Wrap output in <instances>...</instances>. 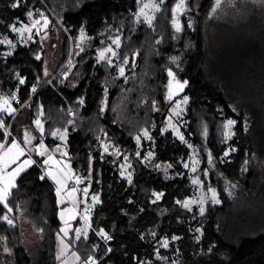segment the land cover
<instances>
[{
    "label": "trees",
    "instance_id": "16d2710c",
    "mask_svg": "<svg viewBox=\"0 0 264 264\" xmlns=\"http://www.w3.org/2000/svg\"><path fill=\"white\" fill-rule=\"evenodd\" d=\"M175 1L166 0L152 25H147L136 21V0H19L18 7H13L15 0H0V36L9 33L12 24L27 22V14L37 9L62 32L67 31L63 60L51 76L47 75L45 47L38 35L14 49L0 44V98L14 102L12 108L16 109L26 102L31 116L39 114L45 122L47 136L58 128L69 130L72 169L93 178L101 194L92 231L77 240L75 232L83 222L78 217L69 239L82 260L93 257L97 264H139L149 246L143 232L150 226L157 230V237L166 229L178 230L183 236L182 253L177 261L150 255L143 264H264V230L227 229L231 203L238 196L230 197L222 191L223 202L209 200L203 214L197 208H184L175 201L185 181V177L177 176L179 167L171 169L175 175L169 178L164 169L134 157L135 136L144 128L157 138L154 162H174L183 150L171 133L162 134L169 110L168 66L175 57L174 69L187 81L185 92L190 96L185 115L187 137L204 155L218 158L225 146L220 124L235 119L240 150L232 162L219 164L232 181L242 183L240 193L252 190L259 173L253 166L243 168L247 153L254 151L255 140H264V128L258 125H264V75L260 80L248 77L244 63L230 54V40L226 39L229 27L222 12L211 14L215 0H200V8L190 11L192 23L186 21L180 33L172 22ZM83 30L88 38L79 49L76 44ZM117 36L122 39L121 60L130 57L127 78L119 75L117 65L98 62L95 54L96 47ZM69 106L74 108V116L69 115ZM12 117L5 121L9 123ZM12 129L16 130L15 118ZM6 136L5 128H0V138ZM101 139L131 153L135 165L131 183L121 179L113 155L100 156L96 146ZM33 161L17 178V187L9 197L13 211L0 204V217L13 219L12 225L0 219V237H7L0 242L10 250L0 258V264H60L57 247L63 204L36 156ZM243 174L246 179L241 181ZM211 176L206 184L215 180ZM154 193H163L160 201ZM21 218L41 234L35 248L25 244ZM196 227L202 228L200 238ZM101 229L116 236L109 253L96 232Z\"/></svg>",
    "mask_w": 264,
    "mask_h": 264
},
{
    "label": "rangeland",
    "instance_id": "374dc122",
    "mask_svg": "<svg viewBox=\"0 0 264 264\" xmlns=\"http://www.w3.org/2000/svg\"><path fill=\"white\" fill-rule=\"evenodd\" d=\"M17 2V0H15ZM166 0H163V3ZM148 0H136L135 8L133 12L135 14V18L137 23L139 24H147V21L144 17H139L137 20V15L139 9L142 7L143 3H147ZM179 2L176 0L175 5ZM156 3L160 5V9L162 8V4L160 0H156ZM201 1L200 0H187V8L189 10L184 11L183 13L177 15L173 11V19H178L181 27L183 29L184 23L187 21L188 23H192V18L190 16V11L192 9L198 10L200 8ZM174 10V8H173ZM217 11L222 12V18L227 23L229 27V33H227L226 39L229 38L228 46L230 47V54L232 56L237 57V61H242L243 67L245 69V73L248 77H252L255 79H262L264 75V0H222L221 7L217 9ZM33 13V17L29 18L27 22L18 21L12 25H15L18 28H23L26 24L29 27L32 26V23L35 19H40V14L42 13L47 17L49 23L46 27L43 26V20H41L40 25H36L32 28L30 33L24 32L23 35L20 33L14 32L11 29L9 33H6L0 36V40H11L12 44L9 45L11 49H14L19 43H27L31 39H36L37 35L41 40V43L45 47V56H46V70L47 75L51 76L57 71L58 65L63 60V51H64V35L67 33L66 29L62 32L59 28H57L50 20V18L40 9L35 11H31ZM35 13H38V16H35ZM152 11L149 10V15H152ZM157 12L154 13L156 17ZM155 18L153 19V21ZM152 21V23H153ZM152 25V24H151ZM64 27V26H63ZM65 28V27H64ZM180 33V32H179ZM70 37V36H69ZM88 38V35L83 30L78 37V44H76L79 49L83 47L84 42ZM72 43L74 42L73 38L70 37ZM119 40V44L117 45L114 41ZM122 39L120 36L113 37L109 42L105 43L101 47L95 48V54L98 62L109 60L110 65H117L119 75L127 78L129 71L131 69L130 65V57H126L124 60H121L119 50L121 47ZM6 44V43H5ZM111 48L115 55H112L111 52H106L105 59H100V52L105 51L106 49ZM239 57V58H238ZM175 58V57H174ZM172 64L168 66V70L170 69L176 76V80L181 83L184 80L181 79L179 73L174 69V64H177V60H173L171 58ZM124 69V74H120V68ZM172 81V78L169 77V81L167 83V101L169 102V110L167 112L163 127L162 134L171 133V135L176 138L181 144L183 150L178 154L176 161L162 164L161 162H154V157L157 151V138L153 136V134L147 129L144 128L135 136V142L137 143V150L134 153L135 158L141 159V162L144 164H148L150 166L157 165L164 169L165 175L169 178H174L173 173H171V169L175 167H179V171L177 176L179 179H183L185 177V181L180 184L178 194L175 196V201H180V204H183L185 201H197V203L190 204V210H194L195 208L199 209L203 207L205 210L206 205L209 200L213 201L212 193L213 191L216 193L215 199L218 200V203L223 202L222 191L229 195L230 197L238 196L235 201H232V208L230 209L231 217L229 223L227 224V229L240 228L243 230L251 229V227H258L261 230H264V155L261 152V146L264 148V140L262 137L255 140V147L252 146L248 148H253V152H248L247 159L245 160L244 170L247 168H251L253 166L258 173V176L255 178L253 182V188L251 191H241L242 183H238L237 181H232L229 176L226 175L222 167L221 163L232 162L233 157L239 152L240 144H238L235 137V126L237 124V120L235 119H225L220 124L219 132L223 137L225 142L224 149L222 153L218 156V158H214L210 154L204 155L201 148L196 146V144L187 137L185 133L186 126V108L190 99V96L185 91L183 93L177 94L175 91V82L172 81V96L169 98V83ZM258 85V82H256ZM260 91V89H259ZM185 97L187 98V102L185 103ZM26 105V104H25ZM179 105V107H177ZM27 107V106H26ZM71 106L68 108V113L71 116H74L75 113H71ZM29 108V107H28ZM73 108V107H72ZM16 109V108H14ZM26 109V108H25ZM17 110V109H16ZM21 110V108H20ZM19 110V111H20ZM31 111V107L29 108ZM74 110V108H73ZM17 112L19 114L20 112ZM256 114H258V110L256 109ZM261 112H264L263 110ZM15 113V112H14ZM13 113V114H14ZM179 113V115H177ZM13 114L11 116H13ZM23 114H20V117H23ZM39 115V114H37ZM37 120H41L40 116H35ZM1 119V118H0ZM3 121L7 120V116L2 118ZM35 120V121H37ZM228 120H234L236 123L231 127L227 126ZM20 125V133L19 136H13L9 138L8 136L4 138H0V143H5V146H9L11 142L14 140L19 142L21 146L25 149V155L20 157V160L17 164L23 160L28 159L29 157L32 159L31 155L27 151L25 145H28L30 148V152L33 157H37L40 161V165H42L43 169L51 171L54 175L59 173H71L69 165H68V146H69V130L68 129H56L54 130L50 136H47L45 133L40 135L41 143L44 145L46 149V153L44 156H40L37 154V141L34 143H25V134L29 133L26 131L25 126L22 123ZM37 125V124H36ZM259 127L264 128V125L259 123ZM5 128V127H4ZM259 128V129H260ZM57 135H53V133H57ZM147 130L148 135H144V131ZM14 131V130H13ZM32 131V130H31ZM32 136V133L30 134ZM64 135V139H61L60 136ZM35 136V135H33ZM32 136V137H33ZM18 137L20 139H18ZM36 137V136H35ZM139 137V141L137 140ZM183 137V139H181ZM34 138V137H33ZM259 141L261 142L258 145ZM25 145H24V144ZM97 150L99 151L100 156H104L105 154H111L114 156L115 161L118 162V168L120 171L121 179L128 180L129 174H131V179L135 174V165L133 159L130 157L129 151L120 150L119 146H116L109 140L101 139L97 144ZM107 148V151H105ZM234 149V150H233ZM228 155H225V153ZM66 153V155H64ZM151 153V156L149 155ZM51 155L54 161H59V164H55L50 161L48 164H45L44 161L48 159V156ZM246 158V157H245ZM205 161V162H204ZM39 163V162H38ZM17 164H12L8 167L7 171L11 172L14 168L17 167ZM187 165V167H185ZM205 165V166H204ZM204 166V167H203ZM28 168V167H27ZM204 168V171L203 169ZM195 169V171H193ZM243 171V170H242ZM244 172V171H243ZM211 174L214 176V181L206 184V180L212 178ZM60 175V174H59ZM80 178V183L75 187L76 188V196L75 199L77 201V209L78 211H84L86 208H90L93 212H95L96 207L101 202V194L98 192L97 188L92 183L93 178L87 177L83 174L77 173ZM58 176V175H57ZM73 176V174H72ZM69 179L72 182L73 186V178ZM50 177V176H49ZM51 178V177H50ZM52 179V178H51ZM241 181L246 179V176L241 175ZM53 180V179H52ZM199 181L200 183H194L193 181ZM17 182V180H16ZM72 188V187H71ZM85 190H87L85 194ZM98 197L99 202H94L93 197ZM60 197H62L60 195ZM156 199V197H155ZM161 198L158 200L160 201ZM157 201V200H156ZM202 201V202H201ZM214 202V201H213ZM64 202L63 204H65ZM215 203V202H214ZM67 207V206H65ZM63 212V207H62ZM79 217V214H77ZM80 218V217H79ZM83 222L82 225L78 228L81 229V235L84 234V229L86 228V236L92 231V226L80 218ZM63 227L62 229L67 228L68 233L71 229V223L66 219L64 215ZM13 221V219H12ZM67 221V223H65ZM20 223L24 229V240L25 244L29 249L35 248L39 241L41 240V234L38 230H36L33 225L20 219ZM256 224L253 226L252 224ZM103 230V229H101ZM100 232V230H98ZM202 228L196 227L197 237L200 238ZM62 235L64 232L61 231ZM72 234V233H71ZM76 235V232H75ZM144 238L148 243V249L145 251V255L143 254V261H140L139 264H143L147 256L150 255H163L165 257H169L173 261H177L181 257L182 253V238L183 236L178 232V230L174 228L166 229L162 234L157 237V230L151 229L149 226L147 230L143 232ZM173 237H177V239H173ZM167 240L168 247H163L164 241ZM6 247L4 243L0 242V258L5 257L6 251L4 250ZM60 252V250H59ZM61 254V252H60ZM96 260V259H95ZM97 261V260H96ZM98 262V261H97ZM60 264H63L60 260ZM84 264V262L82 263Z\"/></svg>",
    "mask_w": 264,
    "mask_h": 264
},
{
    "label": "snow or ice",
    "instance_id": "6c2138e0",
    "mask_svg": "<svg viewBox=\"0 0 264 264\" xmlns=\"http://www.w3.org/2000/svg\"><path fill=\"white\" fill-rule=\"evenodd\" d=\"M161 3H163V0H160ZM222 4V0H215L214 6L211 9V14L215 15V13L217 12V9H219L221 7ZM19 6V0H17L16 3L13 4V7H18ZM149 10L152 11V15H149ZM189 10L187 8V0H179V2L175 5L174 7V13H176L177 15L183 13L184 11ZM160 11V5L158 3H156V0H148L147 3H143L142 7L139 9V12L137 15V20H139V17H144V19L147 21V23L149 25L152 24L153 19L155 18L154 13ZM29 18L33 17V13L29 12L28 14ZM41 20H43V26L46 27L47 24L49 23L48 19L46 16H44L42 13L40 14V19H35L32 23V26L29 27L28 25H24L23 28H18L15 25L11 26L12 31L20 33L21 35H23L24 32H28L30 33L32 31V28L35 27L36 25H40L41 24ZM173 25L175 26V30L177 32H180L182 30L181 24L179 22L178 19H173ZM190 26V25H189ZM159 42V41H158ZM9 44L11 45L12 42L11 40H0V44ZM114 43H116L117 45L119 44V40L114 41ZM106 52H111L112 55H115V52H113V50L111 48L106 49L105 51L100 52V59L103 60L105 59V54ZM8 55H11V53H8ZM39 58V57H37ZM176 58H173V60H175ZM109 63H111V61H108ZM120 74L123 75L124 74V69L121 67L120 68ZM168 75L169 77L172 78V81L175 82V91L177 93H179L180 91L183 90L184 86L187 84V81H184L183 83H181L180 81L176 80V76L175 74L169 69L168 70ZM172 81H170L169 83V98H171L172 96V88H173V84ZM20 83L23 84L24 80L21 79ZM32 91H35V88L32 89ZM83 101H81L82 103ZM184 102H187V98L185 97ZM177 107H179V105H177ZM16 111V109L12 108L9 104V101L7 99H4L2 101H0V112H7L9 115L13 114ZM177 115H179V113H177ZM37 124L38 127H40V130L43 131L42 126L40 125V121L37 120L35 122ZM236 123V121L234 120H228L227 121V126L231 127L232 125H234ZM4 121L2 119H0V128H4ZM5 132H7V129L5 128ZM59 132V130H57V133H53V135H57ZM144 135L147 136V130L144 131ZM61 139H64V135L60 136ZM181 139H183V137H181ZM137 140L139 141V137H137ZM25 143H31V138L29 137V135L26 133L25 134ZM234 150V149H233ZM38 155L40 156H44L46 153V149L44 147L43 144H40L38 147ZM105 151H107V148H105ZM25 155V149L21 146V144L19 142L16 141H12L11 144L9 146H5V143H0V204H3L5 208H7L8 212H12L13 209L11 207H9V197L12 194V190L14 188L17 187L16 184V180L17 178L20 176V174L24 171H26L27 167H30L33 163H35V161H33L30 157L26 160H23L21 162H19L17 164V162L20 160V157ZM64 155H66V153H64ZM151 156V153L149 154ZM225 155H228V153L226 152ZM50 161H52L55 164H59V161H54L53 157L51 155L48 156V159L44 161L45 164H48ZM12 164H17V167L14 168L11 172L7 171L8 167ZM185 167H187V165H185ZM193 171H195V169H193ZM48 176H50L58 185L57 190H56V194L57 196H60L61 190L66 188V184L64 183V181L60 178H58L56 175H54L51 171H48L46 173ZM65 178L66 179H71L72 178V174L69 173H65ZM41 180L44 179V176L40 177ZM129 183H131V174H129L128 177ZM80 179L76 178V183H80ZM194 183H200L198 180L197 181H193ZM87 190H85V194H86ZM156 200H159L162 196L163 193H154ZM67 196L68 198L72 201L73 204L76 203L75 200V196H76V189L73 187L70 191L67 192ZM216 193L213 191L212 193V198L213 201L215 203H218L219 201L215 199ZM94 202H99V198L98 197H93ZM61 203L64 202L63 198H61ZM202 202V201H201ZM153 203H155V201H153ZM177 203H181L180 201H177ZM192 203H197V201H185L183 202L182 206L184 208H188L190 209V204ZM71 215H75V208H71L67 210ZM200 212L201 214H203L204 209L203 207L200 208ZM61 218H64V212L60 213ZM0 219H3L4 221H6L9 225L13 224V221L11 219H9L8 215H4L2 217H0ZM85 220V224L87 226V221H88V216L85 215L84 217ZM65 223H67V221H65ZM62 231L64 232V235L67 236L68 235V230L67 228L62 229ZM86 231L87 229H84V235L86 238ZM98 235H101L103 238L107 239V240H111L112 237L109 236L106 232H104L103 230H100V232L98 233ZM75 238L77 240H79L81 238V229H76V236ZM7 237H0V240H6ZM173 239H177V237H173ZM63 243V241H62ZM163 247L167 248L168 247V242L167 240L164 241ZM70 246L68 244H64V249L61 252V255L64 254V251L67 250ZM6 252L10 251L8 248L4 249ZM108 251H111V249L109 248ZM210 251V249H209ZM73 255H76L75 253H73ZM76 259L79 260L80 257L76 256ZM84 264H97V261L95 260V258L93 257H89L87 260L84 261Z\"/></svg>",
    "mask_w": 264,
    "mask_h": 264
},
{
    "label": "crops",
    "instance_id": "0c3cea01",
    "mask_svg": "<svg viewBox=\"0 0 264 264\" xmlns=\"http://www.w3.org/2000/svg\"><path fill=\"white\" fill-rule=\"evenodd\" d=\"M19 101V98H17V102ZM10 104V106L12 107L13 106V104H14V102H10L9 103ZM20 108H21V110H20ZM26 108V109H25ZM20 110V111H19ZM20 112L19 114H17V112ZM22 113H24L23 114V117L21 118L20 117V114H22ZM12 115V114H11ZM11 115H9L8 113L6 114V116L8 117V116H11ZM13 116H14V118H15V122H16V130H14V136H19V133H20V125H19V123H22V125L23 126H25V128H26V131H28L29 133H27L28 135H29V137L31 138V143H35L36 141H37V144H36V146H37V149H38V145H40V144H42L41 143V137H40V135H42V134H44L45 133V122L41 119L40 120V125L42 126V128H43V131H41L40 130V127H38L37 125H36V121L35 120H37L36 119V117L35 116H39V115H35L34 117H32L31 116V111L29 110V108L28 107H26V105L25 104H21L20 106H19V108L15 111V113L13 114ZM32 130V131H31ZM32 133V136L33 135H35V136H31L30 134ZM20 137V136H19ZM18 137V139H20ZM31 143H29V145L31 144ZM24 144V143H23ZM25 145V144H24ZM25 147H26V149H27V151L29 152V154L31 155V157H32V160H35V157H33V155L31 154V152H30V148H29V146L28 145H25ZM37 154H38V152H37ZM66 160H68L67 162H68V165H69V168H70V171L72 172V174H73V176L74 175H77L74 171H73V169H72V164H71V161L69 160V159H66ZM46 171V170H45ZM60 174V175H59ZM59 174H57L56 176L58 177V178H60V179H62L63 181H64V183L66 184V188H64V189H62V191L63 192H65L66 193V197L67 198H64V197H60V201H61V198H63V200H64V202H66L65 204H63L62 205V207H63V212H64V215L66 216V219L69 221V223H71V229L69 230V233H68V235L67 236H65V235H62V233L60 232L59 234H58V247H57V251H58V256H59V259L61 260V262L63 263V264H82L85 260H82V258H81V256L78 254V252L77 251H75L73 248H72V245L69 243V239L71 238V236H72V234L71 233H74V231H75V229H74V223H75V220L78 218L77 217V214H78V209H77V201H76V203L75 204H73L72 203V201L68 198V196H67V192L68 191H70L72 188V182L69 180V179H66L65 178V174L64 173H59ZM72 176V177H73ZM51 179V178H50ZM52 180V179H51ZM52 182L54 183V185L56 186V187H58V185L56 184V182L54 181V180H52ZM76 189V188H75ZM76 200V199H75ZM65 206H67V207H65ZM62 207H61V209H60V212H59V216H60V218H61V215H60V213L62 212ZM71 208H75V215L73 216V215H71L67 210L68 209H71ZM61 220H62V218H61ZM63 225H64V223H63V220H62V227H63ZM61 231H62V228H61ZM62 241H63V243H62ZM64 244H68L70 247L67 249V250H65L64 251V254L63 255H61L60 254V252H62V250L64 249ZM59 250H60V252H59ZM73 253H75L76 255H73ZM76 256H79L80 257V259L79 260H77L76 259Z\"/></svg>",
    "mask_w": 264,
    "mask_h": 264
},
{
    "label": "built area",
    "instance_id": "2783aa9c",
    "mask_svg": "<svg viewBox=\"0 0 264 264\" xmlns=\"http://www.w3.org/2000/svg\"><path fill=\"white\" fill-rule=\"evenodd\" d=\"M0 101H2V99L0 98ZM26 103V102H25ZM25 103H23V104H25ZM71 108V113H73L74 112V110H73V108L72 107H70ZM6 115V112H0V118L2 119L4 116ZM13 120H14V116H13V118L11 119V121L9 122V123H7L6 121H4V125H5V128L7 129V136L8 137H10V136H14V133H13V129H12V122H13ZM44 174H45V172H44ZM76 178H79V176H75L74 178H73V186H72V188L74 187H76L78 184L76 183ZM80 179V178H79ZM60 195L62 196V197H64V198H67L66 197V193L65 192H63L62 190H61V193H60ZM78 214H79V217L80 218H82L83 220H84V217H85V215H87L88 216V221H87V223L90 225V226H92V228H94L93 227V224H92V219H93V216H94V212L90 209V208H86L84 211H78ZM9 219H10V217H9ZM85 221V220H84ZM97 232V234L99 233V231H96ZM107 233V232H106ZM109 236H111L112 237V239L111 240H107V239H105V238H103L101 235H98L99 236V238L102 240V242L106 245V247H107V253H109V252H111L112 250H113V246H114V243L115 242H117V239H116V236L114 235V234H111V233H107ZM111 249V251H108V249Z\"/></svg>",
    "mask_w": 264,
    "mask_h": 264
},
{
    "label": "water",
    "instance_id": "95a60500",
    "mask_svg": "<svg viewBox=\"0 0 264 264\" xmlns=\"http://www.w3.org/2000/svg\"><path fill=\"white\" fill-rule=\"evenodd\" d=\"M186 86H187V84L184 86V88H183L182 91H180L179 93L176 92V95H177V94H180V93H183L184 91H186ZM38 147H39V145H38ZM37 152H38V151H37Z\"/></svg>",
    "mask_w": 264,
    "mask_h": 264
}]
</instances>
